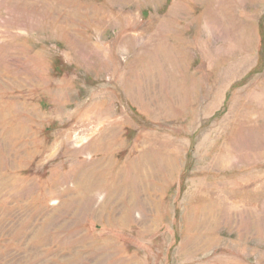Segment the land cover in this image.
<instances>
[{"label":"rangeland","instance_id":"1","mask_svg":"<svg viewBox=\"0 0 264 264\" xmlns=\"http://www.w3.org/2000/svg\"><path fill=\"white\" fill-rule=\"evenodd\" d=\"M0 264H264V0H0Z\"/></svg>","mask_w":264,"mask_h":264}]
</instances>
